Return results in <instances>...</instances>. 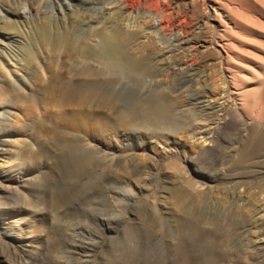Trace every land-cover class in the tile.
Listing matches in <instances>:
<instances>
[{
    "label": "rangeland",
    "instance_id": "rangeland-1",
    "mask_svg": "<svg viewBox=\"0 0 264 264\" xmlns=\"http://www.w3.org/2000/svg\"><path fill=\"white\" fill-rule=\"evenodd\" d=\"M114 25L135 58L146 56L139 42L154 41L143 27L172 41H200L197 50L208 51L197 53L204 100L223 110L190 121L187 96L169 89L182 125L151 135L126 129L118 107L101 99L68 104L40 93L58 70L106 75L96 59L87 64L51 49L38 35L41 27L50 37L58 31L92 44L88 37L95 41ZM224 29L232 33L230 72L219 68L225 53L213 43ZM0 46L22 60L17 67L0 57V264H182L171 238L195 218L204 219V231L235 223L222 264H264V0H0ZM186 52L177 49V60ZM177 67L169 71L177 74ZM232 74L238 86L228 93L238 95L222 100L210 93L211 80ZM153 80H163L161 73ZM121 85L138 98L151 89ZM199 127L210 131L204 142L195 139ZM70 142L91 158L79 183L59 158ZM242 152L241 166L233 167Z\"/></svg>",
    "mask_w": 264,
    "mask_h": 264
},
{
    "label": "bare ground",
    "instance_id": "bare-ground-1",
    "mask_svg": "<svg viewBox=\"0 0 264 264\" xmlns=\"http://www.w3.org/2000/svg\"><path fill=\"white\" fill-rule=\"evenodd\" d=\"M56 7H58L59 11L61 6L57 4ZM51 13L56 14V12ZM60 16L62 17V15ZM51 17L55 19L56 16ZM141 17L143 18L144 16ZM140 32L146 38L152 35L154 41L139 42L140 49L146 52V56L135 58L130 54L123 35L115 25L107 32L92 35L96 39L95 41L88 37L89 41H93L92 44L88 42L80 43V38L75 41L71 40L65 33L58 31L54 32L50 37L45 27H41L38 35L51 49H63L62 52L65 50L71 51L72 56L80 57L87 64L88 60L96 59L100 72L106 75L102 79L99 76L92 75L83 78L86 73L75 74L70 71L68 77L58 70L38 86L40 93L51 98L55 97L62 103L68 104L86 103L90 99H101L102 103L107 107H112V105L118 107L121 121L126 129L130 131L146 130L151 135L170 131L177 128L180 124L182 125V121L174 113V107L167 97L169 89L176 88L187 96V103L190 106V111L188 112L190 121L197 119L198 115L205 116L209 111L214 114L223 110L222 104L217 107L211 106L204 100L208 96L206 93L207 83H204L202 65H200L203 62L197 57V53L204 55L208 51L197 50V47H204L200 41L195 38H192L193 40L179 38L177 34L178 38H175L176 40H173L175 41L173 42L167 39V36L165 37L163 30L156 29L154 26L149 31L143 27ZM231 34L230 31L224 29L222 33L218 34V40L213 39V43L219 45L225 53L222 56H218L219 68L229 72L232 69L231 67H233L230 57V54L233 53V46L232 42H228V36H231ZM178 41L180 44L185 45L184 48L187 51L185 56H181L185 57L182 58V61L177 60L178 58L175 55L177 49H184L180 47V44L177 43ZM26 50L28 55L31 54L32 57H36L33 52L29 51V48H26ZM153 52H156L155 54H158V56L151 57ZM173 52L174 55H172ZM0 57L3 58L5 64L8 65L12 61L15 66L20 67L21 58L9 48L0 46ZM73 66L72 63L70 68ZM176 66H178L179 72L177 74L171 73L169 69ZM88 67L87 65L84 69H88ZM159 72L163 80L154 81V75ZM213 73L218 76L217 70ZM147 78L148 80H146ZM218 79V83L217 80L216 82L211 80V94L220 95L222 100L238 95V91L235 90L228 93V88L233 87L236 89L238 86L236 76L232 74L227 79L219 75ZM124 81H134L148 85L151 88L150 92L145 97L138 98L120 87ZM241 105L242 109L245 108L244 104ZM252 114L248 112L247 115L252 116ZM199 128L201 129L196 133L195 139H200V142H204L207 140L206 137H208L210 131L205 127ZM59 156L65 173L74 182L79 183V179L87 171L86 167L91 162V158L79 149L77 143L72 142L64 145ZM245 157V153H239L232 166H241ZM203 220L198 218L185 219L176 229L171 239L173 240V250L178 262L182 264H222L227 257L228 254L224 246L229 231L235 227V223L231 219L223 223L220 222L221 224L218 222L209 231H204L200 227Z\"/></svg>",
    "mask_w": 264,
    "mask_h": 264
}]
</instances>
